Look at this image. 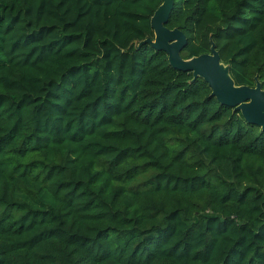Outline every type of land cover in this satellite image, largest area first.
Listing matches in <instances>:
<instances>
[{
	"label": "trees",
	"instance_id": "1",
	"mask_svg": "<svg viewBox=\"0 0 264 264\" xmlns=\"http://www.w3.org/2000/svg\"><path fill=\"white\" fill-rule=\"evenodd\" d=\"M164 0H0V264H264V130L152 47ZM264 90V0H174Z\"/></svg>",
	"mask_w": 264,
	"mask_h": 264
},
{
	"label": "water",
	"instance_id": "2",
	"mask_svg": "<svg viewBox=\"0 0 264 264\" xmlns=\"http://www.w3.org/2000/svg\"><path fill=\"white\" fill-rule=\"evenodd\" d=\"M174 8V0H164L151 20L155 40H147L153 48L169 56L171 66L179 71L192 73L195 79L202 78L212 88V95L224 106L239 110L245 119L264 130V90L256 79L255 87L237 86L230 74V67L221 61L213 44L211 53L184 59L182 52L188 46L186 35L179 29L171 30L166 25Z\"/></svg>",
	"mask_w": 264,
	"mask_h": 264
}]
</instances>
